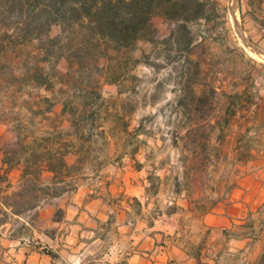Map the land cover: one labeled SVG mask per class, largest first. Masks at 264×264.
I'll return each mask as SVG.
<instances>
[{
	"label": "rangeland",
	"instance_id": "obj_1",
	"mask_svg": "<svg viewBox=\"0 0 264 264\" xmlns=\"http://www.w3.org/2000/svg\"><path fill=\"white\" fill-rule=\"evenodd\" d=\"M216 3V12L209 20L187 23L195 42L189 51L175 49L168 40L173 23L155 16L153 24L160 34L157 42L141 39L118 51L104 47L102 54L96 55V64L90 63L81 74L77 64L69 67L68 52L57 44L49 61L41 60L46 41L6 45L0 51V129L9 128L13 139L7 142L0 136V147L14 150L13 161L22 166L36 142L42 144L37 152L60 150L65 162L67 147H76L74 161L66 162L69 168L57 177L52 174L54 184L50 185L70 191L81 178L96 173L105 162L115 161L112 156L122 146H141L155 159L149 168L152 176L156 169L167 167L171 177L165 183L170 187L184 189L204 204L224 199L239 170L233 162L232 146L248 121L241 113L248 104V93L239 91L256 71L264 70V36L246 12L241 19L244 2L242 10L238 0ZM59 34L60 28L52 26L48 37ZM247 42L260 50H251ZM252 52L261 57L255 58ZM56 57L57 63L51 67ZM37 64L48 74L51 87H38L31 79ZM192 73L196 96L209 95L212 90L213 97L199 111L192 110L199 118L187 123L178 97ZM262 81L250 89L258 95L253 98L261 111ZM237 112L240 114H234ZM254 119L264 126L261 115ZM60 140V149H55ZM46 159L42 157L38 165L45 166ZM42 170L40 184L27 179L19 188L25 183L30 191L25 199L37 200V205L46 194L29 187L46 185ZM153 180L158 187L159 181Z\"/></svg>",
	"mask_w": 264,
	"mask_h": 264
},
{
	"label": "crops",
	"instance_id": "obj_2",
	"mask_svg": "<svg viewBox=\"0 0 264 264\" xmlns=\"http://www.w3.org/2000/svg\"><path fill=\"white\" fill-rule=\"evenodd\" d=\"M260 79L264 70L239 91L248 93V121L232 146L238 175L210 204L165 183L167 167L152 176L148 150L122 146L76 189L16 214L12 199L29 175L0 147V264H264V126L254 119L264 108L250 93ZM0 136L12 141L13 132L1 128ZM67 150L71 164L76 147ZM42 179L53 186L49 170Z\"/></svg>",
	"mask_w": 264,
	"mask_h": 264
},
{
	"label": "trees",
	"instance_id": "obj_3",
	"mask_svg": "<svg viewBox=\"0 0 264 264\" xmlns=\"http://www.w3.org/2000/svg\"><path fill=\"white\" fill-rule=\"evenodd\" d=\"M238 1L241 10L243 2L246 7L245 11H241V19H244L246 12L264 36V0ZM216 9V0H0V51L3 52L6 45L18 42L46 41L47 43H42L44 55L41 60L49 61L54 52L52 47L57 44L59 49L65 48L68 52L66 59L69 67L77 64L81 74L90 63L96 64V55L102 54L104 47L118 51L133 47L141 39L157 42L160 34L153 24L155 16H161L173 23L168 40L172 41L175 49L189 51L195 42L187 23L198 19L209 20ZM52 26H58L60 34L49 38L48 32ZM57 60L58 57L51 61L50 66H55ZM2 68L3 65H0V70ZM194 77L193 73L190 74L178 97L179 106L185 110L187 123H193L199 118H195L192 110L199 111L201 107L209 104L213 97L212 90L209 95L196 96L192 90ZM31 79L38 87H51L48 74L38 64L34 66ZM41 145V142H36V145L32 146L34 151L23 166L24 173L32 177L26 178V181H38V184L41 169H47L57 177L60 172L69 168L64 161V152L59 150L53 153H39L36 148ZM6 153L8 162H18L13 161L16 153L14 150H6ZM42 157L47 159L45 166L40 167L38 163ZM33 165H37V168L32 169ZM29 188L40 189L48 196L59 195L65 190L36 184L30 185ZM29 192L24 183L22 188L14 193V213H22L37 206V200L32 202L25 199Z\"/></svg>",
	"mask_w": 264,
	"mask_h": 264
},
{
	"label": "water",
	"instance_id": "obj_4",
	"mask_svg": "<svg viewBox=\"0 0 264 264\" xmlns=\"http://www.w3.org/2000/svg\"><path fill=\"white\" fill-rule=\"evenodd\" d=\"M247 46L253 51L260 50L258 47H256L255 45H253L250 42H247Z\"/></svg>",
	"mask_w": 264,
	"mask_h": 264
},
{
	"label": "bare ground",
	"instance_id": "obj_5",
	"mask_svg": "<svg viewBox=\"0 0 264 264\" xmlns=\"http://www.w3.org/2000/svg\"><path fill=\"white\" fill-rule=\"evenodd\" d=\"M259 53V52H258ZM252 55L255 57V58H259V57H261V55L260 54H257V53H255V52H252ZM263 55V54H262Z\"/></svg>",
	"mask_w": 264,
	"mask_h": 264
}]
</instances>
